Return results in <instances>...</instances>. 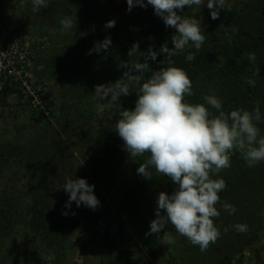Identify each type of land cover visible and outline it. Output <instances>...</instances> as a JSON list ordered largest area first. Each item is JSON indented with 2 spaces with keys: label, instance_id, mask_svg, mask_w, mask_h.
<instances>
[{
  "label": "rangeland",
  "instance_id": "374dc122",
  "mask_svg": "<svg viewBox=\"0 0 264 264\" xmlns=\"http://www.w3.org/2000/svg\"><path fill=\"white\" fill-rule=\"evenodd\" d=\"M246 1L227 0L220 13ZM46 2V8L33 12L31 0H0V41L4 34L20 41L13 50L31 60L27 75L42 103V109L34 107L19 84L0 92V264H52L57 257L64 264H159L167 257L175 264H264V174L260 168L264 162L257 164L256 171L239 153L223 169L230 172L229 185L219 193L221 202L216 205L218 240L201 252L167 225L157 234L159 245L153 247L157 254L151 255L145 243L152 242V234H145L155 219L158 193L171 194L175 185L164 176L145 179L137 174L148 154L133 157L124 150L115 132L118 106L95 93L97 85L115 82L126 71L117 46L126 50L128 63L144 62L138 52L128 56L133 45L129 31L140 7L128 11L126 0H87L88 14L69 0ZM209 15L205 0L186 17L198 19L202 29ZM64 17L75 19L76 26L64 30L60 24ZM109 20H115L114 27H105ZM169 29L173 35L175 29ZM105 37L111 40L109 48L88 54ZM13 56L16 62L18 55ZM158 56L164 60L163 54ZM3 57L13 61L9 51ZM161 62L157 66L156 60L147 61L149 71L136 74L141 84L162 67ZM125 82L133 91L119 102L122 108L132 109L137 86L134 81ZM239 83L236 90L247 89L255 102L250 85ZM202 85L209 87L206 82ZM198 89L192 86L194 94L185 96V102L196 104ZM237 108L252 111L254 106L242 103ZM71 177L84 178L94 186L100 201L95 210L83 204L77 207L75 202L65 207L68 194L58 188ZM216 178L218 174L213 175ZM224 202L237 211L232 215L224 211ZM33 206L43 210L42 226L36 227ZM238 223L246 224L248 231H235ZM169 237L173 242H168Z\"/></svg>",
  "mask_w": 264,
  "mask_h": 264
},
{
  "label": "clouds",
  "instance_id": "9594fccd",
  "mask_svg": "<svg viewBox=\"0 0 264 264\" xmlns=\"http://www.w3.org/2000/svg\"><path fill=\"white\" fill-rule=\"evenodd\" d=\"M127 10L134 6L153 8L154 14L160 17L165 27L175 29L171 37L172 47L167 43L161 45L159 51L151 48L140 53L144 62H122L121 67L127 70L122 78L115 82L97 85L95 93L101 100H107L119 108V119L115 124V132L123 141V148L130 156L137 157L148 154L144 163L137 168V174L145 179L153 175L167 177L174 185L171 194L158 193L155 208V219L150 222L149 232L145 235L159 234L167 225L187 238L200 251H206L220 237V230L214 219L220 216L216 205L220 204L219 193L227 184L223 178L213 179L223 169L231 166V156L239 153L248 167L264 162V135H261L257 123L261 120L259 101L252 111L243 108L231 110L227 114L222 110V101L214 94H205V103L190 104L185 96H192V82L187 73L171 66V57L183 51L191 44L199 49L206 36L200 28V21L178 13L195 5L201 7L205 0H126ZM33 12L46 8V0H31ZM227 0H206L210 17L217 20L220 11L225 10ZM64 30L76 26L75 19L64 17L60 20ZM115 26V20L106 22L105 27ZM237 29L234 27L233 32ZM111 45L109 37L98 42L88 54L107 50ZM138 43H134L128 52L131 56L138 52ZM159 54L164 55L162 67L152 71L146 82L140 83L137 73L149 71V59L155 61ZM249 62L254 63V52L247 54ZM167 62L169 66L164 67ZM257 66L254 76L259 75ZM135 73V74H133ZM136 84L135 106L132 109L122 108L121 96H128L133 91L129 83ZM245 82L254 87L256 81L246 78ZM207 106L216 109L218 115L213 116ZM101 110L103 105L99 106ZM154 170V172H153ZM62 189L68 194L65 207L75 202L77 207L83 206L95 210L100 201L94 195V186L84 178H67ZM224 211L230 215L237 209L224 202ZM75 215V213H72ZM67 216V212H62ZM238 233H246L248 226L238 223L234 226ZM227 230V229H226ZM168 242H173L169 237Z\"/></svg>",
  "mask_w": 264,
  "mask_h": 264
},
{
  "label": "trees",
  "instance_id": "16d2710c",
  "mask_svg": "<svg viewBox=\"0 0 264 264\" xmlns=\"http://www.w3.org/2000/svg\"><path fill=\"white\" fill-rule=\"evenodd\" d=\"M86 1L69 0L68 3L76 8L83 6L82 12L89 14L88 7L90 4H86ZM194 7L195 5L189 8L185 6L183 12L178 14L190 15ZM222 14L221 12L217 20L211 19L209 15L201 29L206 36L205 42L199 49H196L190 42L183 51H179L171 57L173 61L171 66L183 69L190 78L192 86L198 85L199 89L196 90L195 96L197 103H205L202 99L203 95L214 94L221 99L222 110L227 114L242 103L256 107L255 102L259 101L261 120L257 123V127L262 132L264 131V0L238 2L231 10ZM132 26L129 35L133 44L138 43L139 54L140 51L145 50L147 52L149 48L153 51H159L161 45L165 43L169 48L172 47L171 29L165 27L163 20L154 14L150 5L146 8L140 7V13L134 19ZM234 27L237 29L236 32H233ZM116 49L120 60L128 62V58L125 56L126 50L119 46ZM250 52H254L256 55L254 63L247 59V54ZM161 61V58L157 56L156 65L159 66ZM165 65V67L169 66L167 62ZM257 66L260 69L259 75L254 76L253 73ZM125 70L127 69L125 68ZM246 78H252L256 81L254 87H249L252 94L257 97L255 102L254 97H251L247 89L245 91L241 89V92L236 90V86H240L239 81L245 82ZM204 82L209 84V87L203 86ZM12 86L14 84L10 88L5 86L4 91L14 90ZM48 106L49 104H45L47 110L49 109ZM206 107L213 115H218L216 109L207 105ZM262 164H260V168L264 174V165ZM253 169L258 171L259 166L256 165ZM229 172L230 170L227 169L218 174V178H223L227 185H229ZM31 209L34 213L33 218L36 227L42 226L43 210L36 206ZM151 238L152 242L149 243L147 240L145 246L149 247L151 255L155 256L157 253L153 247L156 249L159 245V238L157 234H152ZM52 264L64 263L57 257V261L52 262ZM159 264H175V262L172 258L167 257L163 258Z\"/></svg>",
  "mask_w": 264,
  "mask_h": 264
},
{
  "label": "built area",
  "instance_id": "2783aa9c",
  "mask_svg": "<svg viewBox=\"0 0 264 264\" xmlns=\"http://www.w3.org/2000/svg\"><path fill=\"white\" fill-rule=\"evenodd\" d=\"M1 38L0 41V92H2L6 85L11 86L12 84H19L21 86V93L25 95L26 98H30L34 103V107L38 109H42L41 100L35 90L31 88V81L29 76L27 75L26 68L31 65V60L22 56L20 54H16L14 52V47H18L19 40L15 39V37H8L6 34ZM13 47V48H12ZM10 48V49H8ZM9 51L12 55L13 61H6L3 57V53ZM13 53L17 57V61L14 62L15 57ZM15 63H17L15 65Z\"/></svg>",
  "mask_w": 264,
  "mask_h": 264
}]
</instances>
